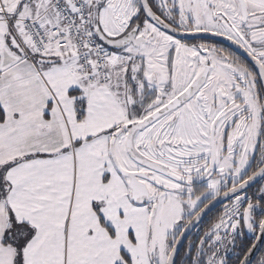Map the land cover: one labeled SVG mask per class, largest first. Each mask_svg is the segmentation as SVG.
I'll return each mask as SVG.
<instances>
[{"label": "snow or ice", "instance_id": "obj_1", "mask_svg": "<svg viewBox=\"0 0 264 264\" xmlns=\"http://www.w3.org/2000/svg\"><path fill=\"white\" fill-rule=\"evenodd\" d=\"M0 264H264V0H0Z\"/></svg>", "mask_w": 264, "mask_h": 264}]
</instances>
